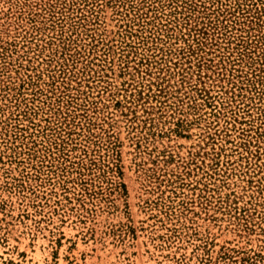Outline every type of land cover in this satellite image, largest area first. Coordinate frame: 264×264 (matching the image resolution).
Segmentation results:
<instances>
[{
  "label": "rangeland",
  "instance_id": "obj_1",
  "mask_svg": "<svg viewBox=\"0 0 264 264\" xmlns=\"http://www.w3.org/2000/svg\"><path fill=\"white\" fill-rule=\"evenodd\" d=\"M0 264H264V0H0Z\"/></svg>",
  "mask_w": 264,
  "mask_h": 264
}]
</instances>
